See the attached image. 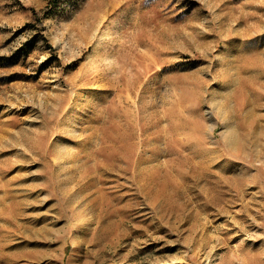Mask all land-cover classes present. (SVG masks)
Masks as SVG:
<instances>
[{
  "label": "rangeland",
  "instance_id": "374dc122",
  "mask_svg": "<svg viewBox=\"0 0 264 264\" xmlns=\"http://www.w3.org/2000/svg\"><path fill=\"white\" fill-rule=\"evenodd\" d=\"M0 264H264V0H0Z\"/></svg>",
  "mask_w": 264,
  "mask_h": 264
}]
</instances>
